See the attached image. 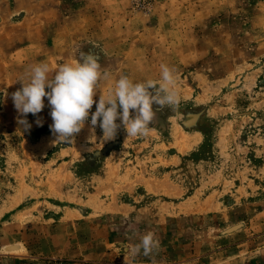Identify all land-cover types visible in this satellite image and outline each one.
Returning <instances> with one entry per match:
<instances>
[{
  "label": "rangeland",
  "instance_id": "1",
  "mask_svg": "<svg viewBox=\"0 0 264 264\" xmlns=\"http://www.w3.org/2000/svg\"><path fill=\"white\" fill-rule=\"evenodd\" d=\"M89 49L111 74L95 100L121 74L159 85L166 64L179 107L108 141L90 117L56 141L47 98L20 116L11 94L35 64L51 77ZM80 219L123 251L154 231L158 252L134 261L264 263V0H0V264H66L50 237Z\"/></svg>",
  "mask_w": 264,
  "mask_h": 264
},
{
  "label": "clouds",
  "instance_id": "2",
  "mask_svg": "<svg viewBox=\"0 0 264 264\" xmlns=\"http://www.w3.org/2000/svg\"><path fill=\"white\" fill-rule=\"evenodd\" d=\"M49 73L47 63L35 64L27 80L19 81L21 88L13 92L11 98L21 117L29 113L36 116L45 107L44 98H47L53 121L49 128L59 142H73L89 117L92 129L99 121L104 141L113 140L121 127L127 136L146 137L158 110L178 108L180 104L177 69L166 64L161 65L162 83L159 85L152 80L134 82L121 74L114 87L106 95L99 94L98 100L94 97L99 93L100 83L111 78L102 67L98 52L81 50L78 58L60 64L51 77ZM94 104L95 111L92 112ZM17 123L24 130L31 127L26 118H18ZM36 124L42 126L43 120L38 118ZM156 237L154 231L146 229L139 243L124 251L130 252L133 258L141 254L153 257L160 247ZM152 264L159 262L153 258Z\"/></svg>",
  "mask_w": 264,
  "mask_h": 264
},
{
  "label": "crops",
  "instance_id": "3",
  "mask_svg": "<svg viewBox=\"0 0 264 264\" xmlns=\"http://www.w3.org/2000/svg\"><path fill=\"white\" fill-rule=\"evenodd\" d=\"M86 222L89 225L88 230L87 227H84ZM61 224L64 225L61 226L58 234L50 237L54 249H49V251L52 257L57 256L65 259L66 264H147L141 256L140 260L134 261L130 252L126 254L123 249L115 246L108 238L105 229L99 224H94L91 220H72ZM20 249L27 254L32 251L25 243H22ZM32 257L35 256L31 255L30 257H24V259L33 260ZM180 260L168 264L180 263L182 262Z\"/></svg>",
  "mask_w": 264,
  "mask_h": 264
},
{
  "label": "bare ground",
  "instance_id": "4",
  "mask_svg": "<svg viewBox=\"0 0 264 264\" xmlns=\"http://www.w3.org/2000/svg\"><path fill=\"white\" fill-rule=\"evenodd\" d=\"M14 248H16V246H15V245L8 246V249H14Z\"/></svg>",
  "mask_w": 264,
  "mask_h": 264
},
{
  "label": "water",
  "instance_id": "5",
  "mask_svg": "<svg viewBox=\"0 0 264 264\" xmlns=\"http://www.w3.org/2000/svg\"><path fill=\"white\" fill-rule=\"evenodd\" d=\"M9 246H12V245H9ZM16 246V245H15ZM8 247V246H7Z\"/></svg>",
  "mask_w": 264,
  "mask_h": 264
},
{
  "label": "flooded vegetation",
  "instance_id": "6",
  "mask_svg": "<svg viewBox=\"0 0 264 264\" xmlns=\"http://www.w3.org/2000/svg\"><path fill=\"white\" fill-rule=\"evenodd\" d=\"M264 264V263H263Z\"/></svg>",
  "mask_w": 264,
  "mask_h": 264
}]
</instances>
